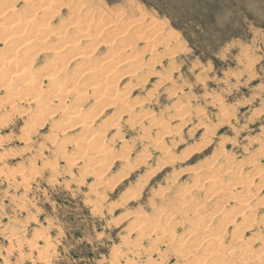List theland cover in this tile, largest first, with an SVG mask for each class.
Segmentation results:
<instances>
[{"label":"rangeland","instance_id":"rangeland-1","mask_svg":"<svg viewBox=\"0 0 264 264\" xmlns=\"http://www.w3.org/2000/svg\"><path fill=\"white\" fill-rule=\"evenodd\" d=\"M33 2L21 0L18 7ZM55 2L60 6L54 8L53 25L64 23L68 35L75 30L70 21L91 9L88 34L96 42L86 45L80 38L78 45L93 52V62L117 51L126 38L113 62L119 66L115 88L129 90L133 111L106 110L90 126L89 133L102 130V173L85 161L69 162L73 144L62 154L56 144L46 143L53 124H62L71 112V95L64 91L53 103L63 105L62 113L32 134L27 149L21 138L26 117L13 116L0 128V264H186L190 229L204 237L218 233L224 245L234 234L245 241L259 235L263 247L264 0H83L79 7L72 0ZM120 19L130 25L116 35ZM136 26L139 31H132ZM124 59L135 62V69L138 65L137 79L121 78ZM97 176L101 185L95 183ZM240 180L248 186H240ZM247 193L261 200L253 223L239 207ZM138 215L155 228L141 233L132 222ZM202 220L206 225H200ZM162 232L167 235L157 241ZM205 246L194 248L197 262L210 252ZM234 255L233 264H241L242 256Z\"/></svg>","mask_w":264,"mask_h":264},{"label":"bare ground","instance_id":"bare-ground-1","mask_svg":"<svg viewBox=\"0 0 264 264\" xmlns=\"http://www.w3.org/2000/svg\"><path fill=\"white\" fill-rule=\"evenodd\" d=\"M20 1L21 0H0V45H1L0 46V113H1V115H0V128L2 129L3 126L6 125V122L13 116H18L19 118L26 117L27 121L25 124H23L24 126L22 125L23 129L21 128L22 129V137L21 138H23V141L25 142L24 149H27V147H29L30 141L32 140V138H31L32 134L37 133L41 128L43 129L48 120H51L52 118L57 116V112L62 113L61 110L59 109V107L62 108L63 105H61V103L59 101H58L59 103L56 102L57 104H53V103H54V101H56L58 99V97H59L58 94H60L61 91H64V92H66V94L68 93L69 95H71V105H67L68 109H69V107L71 108V112L67 115V117L64 119V121L60 120L61 123L63 122L62 124H60V123H59L60 125H58V124L54 125L53 124V127H51L49 129L50 132L48 134L46 133L47 134L46 143H49L51 145L56 144L57 147L60 148L61 150L64 148H67L68 145L73 144L76 151L75 152L72 151L74 153L72 154V157H71L72 159L69 162L72 161V163H74V162H78V161H80V162L85 161V163L87 164V167H89L93 170H96L99 173H102V171H100L99 169L104 168V163H103L102 159H100V157L105 152V145H102L104 143V139L98 138V136H100L102 130H99L98 132L95 131V132L89 133V131H90L89 128H91L90 126L97 119H99L100 116L104 112H106V110H115V111L120 110L122 113H129V112L133 111L132 106H134V105L132 102H135V101L131 102L132 105L128 104L129 101L127 100V97L129 94V92H128L129 90L126 89L128 91H126V90L122 91V90H119L118 88H115V82L117 80L116 73H117V70L119 71V68H117L118 65L113 64V62H114L116 56L120 54V53L117 54V51L120 49V46H122L121 44H123V43L126 44L125 43L126 38L123 40L124 42H122L120 40L118 43H116V44H119L122 42L121 44H119L120 46H119V48H117V51L114 50L116 55L112 54V52H114L113 50H110V51H112L111 54H108L106 51V53H107L106 56H103L101 59L99 58L100 60H96L95 62H93L92 61L93 52H90V51L86 52L85 48L81 49V47L78 45V41L80 38H82L86 42V45L87 44L91 45L92 41H94V40H92V41L90 40V38L92 36L89 37L90 34H88V32L90 30L89 20L92 19V17L90 16L91 15L90 14L91 9H88L85 13L83 12L84 13L83 17L76 15L72 20H71V18H69L72 16L65 18L68 20L70 19L72 21V22L70 21V24L72 26H75V30L73 27L74 32L69 31L70 35H68V33L64 30L65 29L63 27V26H65L64 23L59 22V23H57V25H53V22H52V19L55 16V13H57V11H55L54 8L56 5L60 6L59 4H57L59 2L56 1L57 2L56 3L55 0H34L35 2H33L31 6H29V7L23 6L24 8L21 9L18 7V4ZM23 1L25 2V4H27V2L32 1V0H23ZM72 2H70V3L75 4L78 7L82 6V4H83L82 3L83 0H72ZM65 4H66V2L64 0V5ZM76 6H75V8H76ZM90 7H92V6L90 5ZM68 8H70V7L68 6ZM79 9L81 10V8H79ZM83 9H82V11H85V9L84 10ZM93 9H94V6H93ZM76 10H75V12H76ZM101 12H102V10H101ZM80 13H78V14H80ZM97 13H99V12H97ZM117 13L115 14V16L118 15ZM94 19H98V17H95ZM94 19L92 21H94ZM109 19H111V18H109ZM121 20L122 19H120V21ZM115 21H114V23H118L119 20L116 22ZM104 22H105V20H104ZM108 22H110V21H108ZM97 23H99V22H97ZM125 23L126 22H124L123 20H122V22L118 23L117 26H121V28H120L121 30L116 35L121 34L122 32H125V30H124L125 27L130 25V24L126 25ZM100 24H102V23H100ZM108 24H107V22L105 23L106 26ZM124 25H126V26L124 27ZM113 26H114V24H113ZM115 26H116V24H115ZM117 26H116V29H117ZM139 26H141V25H139ZM62 27H63V29H62ZM93 27H92V30H93ZM110 27H111L110 32L113 36V34H115V30H114L115 28L114 27L112 28V25ZM95 28H96V26H95ZM122 28H123V30H122ZM139 28L140 27L136 26L134 29H132V31L136 30V32H137V31H139ZM111 29H113L112 30L113 33H112ZM132 31H130V32H132ZM152 31H153V29H152ZM107 32L108 31H106L105 33H107ZM71 33L73 34L72 37L76 38V41H73L70 39ZM128 33H129V30H128ZM143 33L144 32H142V34ZM109 34L110 33H108V35ZM133 35L135 36V34H133ZM160 35H161V32H160ZM110 36L111 35H109L108 38ZM121 37L124 38L123 35ZM115 38H117V37H115ZM133 38H136V36ZM145 39H146V37H145ZM116 40L117 39H115V41ZM118 40H119V38H118ZM94 42H96V40ZM105 42H107V41L105 40ZM105 42L103 41V43H105ZM126 42H128V41L126 40ZM109 43L110 42H108V45H109ZM145 43H147V42H145ZM145 43H144V45H146ZM128 44H130V43H128ZM149 45L151 46V44H149ZM128 46L129 45H127V47ZM125 49H126V47H125ZM110 51H109V53H110ZM131 54H133V53H131ZM12 55H14V56L18 55V57H14ZM5 57L8 58V61L6 63L3 62ZM134 57L137 58L138 56L134 55ZM126 60L127 59H124L123 63L121 64V65H123L122 66L123 69L121 71V74H122L121 78L123 79V78H126L128 76L127 80L133 81V80L137 79L138 74H139V73L136 74V72H135V70L137 71V69H138V65L135 64V65H137V67L135 66L137 69H135L133 64L136 62V60H134V58L131 59V60L135 61L134 63H132L131 61H126ZM138 70H140V69H138ZM132 72H134V73H132ZM44 84H47V85L44 87ZM136 101H138V100H136ZM140 101H142V100H140ZM140 101H138V102H140ZM179 104H181V102ZM178 106L179 105H177V107ZM220 109H223V108L220 107ZM180 113H181V111H180ZM182 113H183V111H182ZM175 115H176V113H175ZM181 115H184V113ZM181 115L179 114L177 116H181ZM149 116L150 115H148V117ZM58 122L59 121L57 120L56 123H58ZM162 127H163V125H162ZM74 130H78L79 132H77V134L74 137H72L71 133ZM64 151L65 150H62L61 153L65 154ZM216 154H218V153H216ZM1 155L2 154H0V156ZM2 156H4V155H2ZM254 167L252 165V168H254ZM17 168H19V167H17ZM17 168H15V169H17ZM18 171H16V172H18ZM218 172L219 171H217V173ZM22 174H23V171L20 174L21 175L20 177L23 176ZM123 174H125L124 171H123ZM203 176L205 177L204 179L207 182L208 181L211 182L209 180L210 177H208V176L206 177L205 174ZM203 176L202 177L199 176L200 181H201V178H202V181L204 180ZM214 176H211V177L213 178ZM246 177H248V176H246ZM259 177H264V174L261 173V175H259ZM217 178H218V176H217ZM217 178H215L213 180H216ZM195 179H197V178H195ZM238 179H241V178H238ZM95 183L98 185L99 184L101 185L103 183L102 177L97 176L95 179ZM212 183L214 184L215 182H212ZM213 184H212V186H213ZM239 185L240 186H248L246 180H240ZM207 186H209V185L207 184ZM227 187L228 186H225V188H227ZM165 189H167V188H165ZM213 191H215L214 186H213L211 193H213ZM246 191H250V190L246 189ZM133 195H135V194H133ZM248 195L249 194L247 193L246 198L239 200L240 201L239 207L240 206H241V208L243 207V210H245L248 213V214L245 213V214H247L246 215L247 222L253 223L255 220V218H253V217H255V211L258 209V206L260 205L259 201H261V200H255L256 197L250 199V198H248L249 197ZM222 197H224L223 194H222ZM242 197H244V194ZM96 198L98 199L101 197H99L97 195ZM178 201H179V199H178ZM184 202H185V198L183 200V203ZM179 203H181V202H179ZM183 203H181V204H183ZM181 204H179V205H181ZM187 204H189V203H187ZM236 204L238 205V203H236ZM261 204H262V202H261ZM185 205L186 204L184 203V206ZM194 206L197 207V205H193V207ZM215 206L219 207L217 205H215ZM184 208H186V206ZM174 209H176V208H174ZM212 212H214V214L216 213L213 210H212ZM184 213H186V212H184ZM211 214H213V213L210 212L209 217H211ZM166 215H164V216L166 217ZM197 215H198V213H197ZM227 216H229V215H227ZM222 217H224V215ZM156 219L157 218H155V220ZM205 219H206V221H207V219L209 220L208 217ZM205 219H204V221H205ZM226 219H228V218H226ZM204 221L202 222V224H200L201 226L206 225L205 224L206 222L204 223ZM221 221L222 220H220L219 223H221ZM132 222L135 224L136 227H138L140 229L141 233H143V234H146L147 232H149L153 228H155L152 223L144 222L143 217L139 216V215L133 216ZM207 224H208V222H207ZM211 224H212V222H211ZM224 224H225V222L223 223V225ZM174 226H175V224H174ZM225 226H226V224L224 225V227ZM159 227H161V226H159ZM205 227H208V226H205ZM224 227H222L223 229L222 228H220V229L224 230ZM197 228H198V226H197ZM222 230H220V231L222 232ZM161 231H164V230H161ZM5 233L7 234V236L9 238H11L13 236L11 229H9V230L7 229V231H5ZM154 233H155V231H154ZM209 233H211V232L209 231ZM213 233L215 234V232H212L211 234H213ZM234 233H236V232L234 231ZM37 234L38 233H36V235H35L36 237L41 236V235H37ZM164 235H167V233L162 232L160 235H157L156 240L157 241L162 240ZM201 235H203V234H200V232L197 231L196 229H190L187 232V238H188V240L189 239L192 240L193 243L191 242V244H192L193 248L191 246L190 250H187V251L185 250L186 252L184 251L185 253L183 256H185L186 258H189V259L191 258L190 261L192 260L193 263H192V261L191 262L188 261L189 263L186 262V264H199V263L200 264H233V261H234L233 257L236 256V255H234V254H236V252H238L240 254V256H242L241 259H243V261L241 262V264H246L245 261L247 259L252 261L250 264H264V246L261 247L263 245V242H262L263 238L259 235H255V236L253 235L254 237H252V238L250 237L251 239H247L245 241V239L241 238L239 234L238 235L234 234L233 238H230V239H232V241L230 243L225 244V245L222 243L223 238L218 233H216L215 235H211V236H208L206 234L205 237L201 236ZM44 238L41 237V239H44ZM181 239H180V241H181ZM183 240H184V238H183ZM16 241L17 240H15V242ZM16 243H21V240L17 241ZM21 244H18V246L19 245L21 246ZM203 244L206 245L205 247H207V249L210 248V252L205 254L206 256L205 255L201 256L203 258L202 259L199 258V262H197V260H194L195 257L193 258L194 255L192 253H193V250H195L194 248H198L201 245L203 246ZM180 245H181V243H180ZM180 245H178V246H180ZM184 245H185V243H184ZM254 245H256L258 247L256 248V247H254ZM33 248H34V246H33ZM201 252H203V250ZM44 257H47V256H44ZM179 258H181V257H179Z\"/></svg>","mask_w":264,"mask_h":264}]
</instances>
